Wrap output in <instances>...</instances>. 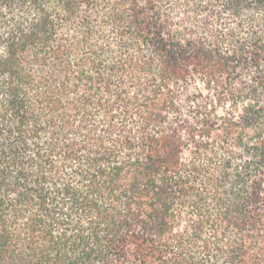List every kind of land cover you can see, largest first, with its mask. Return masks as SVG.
Here are the masks:
<instances>
[{"label":"trees","instance_id":"obj_1","mask_svg":"<svg viewBox=\"0 0 264 264\" xmlns=\"http://www.w3.org/2000/svg\"><path fill=\"white\" fill-rule=\"evenodd\" d=\"M0 264H264V0H0Z\"/></svg>","mask_w":264,"mask_h":264}]
</instances>
